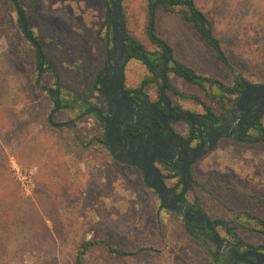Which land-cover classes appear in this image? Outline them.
I'll return each instance as SVG.
<instances>
[{
    "label": "rangeland",
    "instance_id": "rangeland-1",
    "mask_svg": "<svg viewBox=\"0 0 264 264\" xmlns=\"http://www.w3.org/2000/svg\"><path fill=\"white\" fill-rule=\"evenodd\" d=\"M20 2L47 59L56 67L62 96L68 102L77 96L91 99L92 82L108 49L106 0ZM197 4L211 19L213 35L220 40L230 67L237 68L250 82L264 83V0H197ZM123 10L128 33L150 46L148 1L123 0ZM176 41L183 46L177 54L186 63L199 71L214 70L210 77L228 85L234 82L232 71L214 50L208 48L203 57L197 54L188 60L184 47L197 53L192 41L185 32L179 33ZM2 52L11 56V61H6L11 85H2L1 89L7 87L12 93L0 97V145L7 152L9 175L19 187L20 201L24 200L27 207L25 223L12 218L11 223L16 225L5 237L7 246L0 256L6 257L3 264H76L83 241L103 239L116 249L142 251L122 255L98 243L86 253L84 264H216L212 259L214 246L190 235L180 215L162 208L136 168L115 161L96 139L87 144L102 132L92 122V115L70 123L66 121L80 116V111L61 108L55 119L66 123L49 124L55 100L36 87V52L19 24L12 0H0ZM128 68L136 71L137 63L130 62ZM41 78L45 85L56 88L53 73ZM178 88L200 97L216 114L220 113L218 101L210 96L221 95L217 86L202 89L184 82ZM261 124L264 127V116ZM198 169L201 181L207 183L206 191L213 193L210 198L198 189L213 216L235 219L223 209L217 187L206 179L211 173L221 181L256 189L264 196L263 142H222ZM3 186L12 191L8 185ZM229 196L224 198L225 203L240 208L241 199ZM255 204L256 214H264V206ZM242 222L257 226L254 220L244 218ZM240 233L252 244L264 243V235L259 232L245 229ZM3 234L0 230L2 244Z\"/></svg>",
    "mask_w": 264,
    "mask_h": 264
},
{
    "label": "flooded vegetation",
    "instance_id": "flooded-vegetation-1",
    "mask_svg": "<svg viewBox=\"0 0 264 264\" xmlns=\"http://www.w3.org/2000/svg\"><path fill=\"white\" fill-rule=\"evenodd\" d=\"M158 7H162V6H159L158 4L157 8ZM150 23L151 20L149 19L148 34L151 41L150 46L147 47L146 44L143 43L141 40H138V42H141L144 45L143 48L138 43H135L129 49L127 48L126 45V50L129 58L125 66L124 89L126 95L132 101L135 102V105L132 106V116L135 117V118L133 117V119L141 123V124H134V123L129 124V130L134 136V138L141 139L144 137V133H145L144 126L146 125L148 129H150L152 132L157 131L162 137L167 138V133L165 130L170 127L172 129V132L176 135V137L178 136L179 138H181V141L180 142L177 141L173 145L174 151L170 154L172 160L169 161L158 160L156 162V165L163 174L166 185L170 189H173L175 191V194L168 195L169 200H176L178 201V203L190 204L195 209L208 213L212 220L226 222L224 224H219L217 226V230L222 238L227 239L240 251H246L255 248L257 251L264 254V243L252 244L249 241H247L240 233L241 230L248 229L249 231L259 232L260 234L264 235V232H262L264 228L261 225V223H259L260 219H264V214H256L255 211L256 210L255 203L258 202V204L264 206V196L258 195L256 189L247 188V187L239 188L236 185L230 183L229 180L221 181L213 173L206 175L207 176L206 179H210V181L213 182V185H215L218 191L220 192L223 200L222 202L223 209L228 210L235 217V219L233 220H228L224 216H219V217L213 216L212 213L203 204L207 202V200H205L206 199L205 195H202L201 192L198 190L200 189L201 191H206L208 187L206 181L202 182L200 177L198 176V171H199L198 166L203 159L209 157L215 150H217L222 142L227 141V142H236L240 144H253V143L238 141L234 138H222L218 141L216 147L211 149L203 157L198 158L195 162H192L189 166V169L184 170L182 166L184 165L185 162L189 161L191 151L207 141L208 139L207 135L213 128H216L218 125L224 123V121L226 120L227 112L225 113L224 117H221L215 112L209 111L207 108V104L203 99L198 100L191 97V96L195 97V95H191L190 97L177 95L172 89L168 87L169 83L177 87L175 84L176 82L175 79L177 75L173 71V57H175L174 49L172 45L165 38L157 34L155 27L153 33L151 34ZM154 33L160 38L159 40H156L154 38ZM200 37L202 40H204L205 43L210 45L205 40V38H203L201 35ZM110 43L108 45L104 65L107 61L108 54L110 52V48H111ZM126 44H127V40H126ZM210 46L213 47L212 45ZM139 48L145 51L146 55L151 60L153 67L148 65L140 57ZM134 53H137V55L135 56ZM130 62L137 63L136 71L130 72L128 68ZM166 64H168L166 70L168 81L165 88V93L162 94L161 88L163 84V72L165 70ZM54 66L55 65L53 63L45 62L44 68L47 70L43 74L51 72L55 75L53 71ZM102 68L99 70V73L97 74L95 81L92 82L91 99L81 98L77 96L67 104L68 101L62 96V92H61V96L63 99L62 103L67 105L65 106V108H74V109L77 108L80 111L79 113L80 115L82 113H85L84 116L92 115V122L98 124L99 127H101L105 133V123L99 117V112L96 109V107H101L104 113L106 112L107 109V100L101 91ZM62 87L63 85L61 84V89ZM49 95H51L54 99L55 96L54 89H53V94H49ZM76 99L78 101H76ZM91 106L92 109L90 108ZM187 111H191L192 113L195 114L193 119H184L180 117V114L182 112H187ZM252 112L251 114H249V116L246 119L248 122L251 121ZM258 120L250 128H248L246 133L243 135V138H246L247 135L260 136L263 134L264 127L261 123H259ZM125 123H126L125 120H123L121 123L122 128L126 127ZM122 139L125 141L129 140L126 136H123ZM261 142L264 143V140L258 143ZM107 150H109V147ZM122 165H126V164H122ZM131 167L136 168L141 173L144 181L143 172L135 166H131ZM188 172L191 173V178L189 181H188ZM186 184H187V188L182 194V196H180V193H182ZM148 188L154 191V193L156 194L157 198L161 203V207L168 209L165 205L163 206L162 204L163 200L161 195L158 192H156L154 189L150 187ZM208 191L209 192L206 191L205 193H208L207 195L210 198L213 197L211 195L213 193H211L209 189ZM227 194H231V196L227 198L241 199V201L238 202L240 203L241 207L236 208L227 205L224 201V198L227 196ZM170 211L174 212L172 210ZM244 218L249 220V222L251 220H254L257 226L255 227L247 226L245 223L242 222V219ZM183 220L185 223L186 230H188V227L191 228L192 230L189 232L187 231L190 235L201 239L202 242L207 246H210V244L214 246L215 249L212 252V259L214 263L248 264L242 261H238L235 263L229 254L223 252L218 254L217 257L214 258L216 246L209 239V236L211 235L210 231L208 229H205L201 225H197L195 222L188 223L185 219Z\"/></svg>",
    "mask_w": 264,
    "mask_h": 264
},
{
    "label": "water",
    "instance_id": "water-1",
    "mask_svg": "<svg viewBox=\"0 0 264 264\" xmlns=\"http://www.w3.org/2000/svg\"><path fill=\"white\" fill-rule=\"evenodd\" d=\"M12 1L20 18L24 34L30 42L33 43L38 52L39 65L36 84L47 93L53 94L52 88L45 85L41 78L43 73L47 70L44 68V60L46 57L43 47L30 29L27 13L20 0ZM159 2L160 0H155L152 4L154 17L151 19L150 23L151 34L154 31L155 12ZM108 20L110 22V29L107 45L111 42V48L107 61L101 70V91L107 100V109L105 113L101 107H96V109L99 112V117L105 123V136L113 158L122 164L135 166L140 169L144 175L145 185L154 189L161 195L163 206L165 205L168 209L178 213L188 223L195 222L197 225H201L205 229H208L211 234L209 239L216 246L214 258L223 252L229 254L235 263L242 261L248 264H264V254L260 253L255 248L240 251L227 239L221 237L217 230V226L226 222L214 221L208 213L197 210L190 204L178 203L176 200H169L168 195L175 194V191L166 185L163 174L156 165V162L158 160H172L170 154L174 151L173 145L177 141L180 142L181 138L178 136L176 137L170 127L165 130L167 138L162 137L157 131L152 132L146 125L144 126V137L141 139L134 138L130 132L129 124L141 123L133 119L132 106L135 105V102L126 95L124 89L125 66L129 56L126 50L125 36L127 25L123 10V0H111V5L108 10ZM206 37L210 39L213 38L210 35H206ZM139 55L148 65L153 67L151 60L141 48H139ZM220 56L221 58H225L222 51L220 52ZM167 67L168 64H166L163 72L162 94L165 93L168 81L166 75ZM230 69L237 77H239L244 88L239 94L237 100L227 111L224 123L213 128L207 135V141L191 151L189 161L185 162L182 166L184 170L189 169L192 162H195L198 158L203 157L211 149L216 147L218 141L222 138H234L238 141H245L253 144L264 140V132L260 136L247 135L246 138H243V135L248 128L264 115V83L250 82L237 68L231 66ZM53 71L55 72V67H53ZM55 77L57 80L54 96L56 106L50 111L48 120L55 126H62L66 122H54L53 120L54 114L62 108L63 101L61 96V84L59 83V78L56 72ZM90 108L92 109V106ZM251 112V121L248 122L246 119ZM84 115L85 113H82L80 116L71 119L69 122L73 123ZM194 116L195 114L191 111L182 112L180 114V117L184 119H193ZM123 120L126 122L125 128L121 127ZM123 136H126L129 140H123ZM190 178L191 173L188 172V181ZM186 188L187 184L182 193H180V196H182Z\"/></svg>",
    "mask_w": 264,
    "mask_h": 264
},
{
    "label": "trees",
    "instance_id": "trees-1",
    "mask_svg": "<svg viewBox=\"0 0 264 264\" xmlns=\"http://www.w3.org/2000/svg\"><path fill=\"white\" fill-rule=\"evenodd\" d=\"M150 11H149V19L151 20L154 17L153 11H152V4L155 0H147ZM106 3L110 7V0H106ZM159 6H162L165 8L167 11L170 13H176L182 16V18L190 25H192L196 31L199 32V34L205 38V40L214 47L216 50L219 58L224 62V64L230 69V62L226 56V54L223 52L222 47H221V42L220 40L213 35V27H212V22L211 19L198 7L196 0H160ZM19 24L21 26V21L18 16ZM106 23L110 27V22L108 18L106 19ZM22 28V27H21ZM31 29V28H30ZM32 30V29H31ZM33 31V30H32ZM34 36L36 39L40 41V37L33 31ZM109 35V34H108ZM206 35H210L213 38L210 39L206 37ZM26 36V35H25ZM27 37V36H26ZM127 40V48H131L135 43H138L142 48L144 45L141 42H138L137 39H135L133 36H131L128 32H126L125 36ZM154 38L156 40H159L160 38L154 33ZM28 39V38H27ZM29 40V39H28ZM30 42V40H29ZM32 46L33 43L30 42ZM35 52H36V63H37V71H38V65H39V57H38V52L36 47L34 46ZM224 53L225 58H221L220 52ZM3 53V52H2ZM0 53V97L2 96H8L10 93H12L7 87L4 89H1V86L3 85H11V80H10V75H9V66L6 65V61H11V56L8 54L5 56V53ZM136 56L137 53H134ZM47 58L44 60L45 62L52 63L49 61ZM231 70V69H230ZM173 71L175 74L185 81L186 83H189L191 85H198L202 88H205L206 85H215L217 86L219 93H221V96H218L216 94H211V98L215 101H218V104L220 105V113L218 114L221 117L225 116V113L230 109L232 104L237 100L239 94L242 92L244 86L239 80V77H237L233 71V76H234V82L231 85L226 84L223 80H220L215 77H210V76H205L202 74H199L193 67L189 66L187 63L173 57ZM36 87L41 89L40 87ZM168 87L172 89L177 95H182V96H188L190 97L191 95H188L186 92H182L179 88L173 86L172 84L169 83ZM52 90L55 88L51 87ZM43 90V89H42ZM187 94V95H186ZM50 99L54 100L51 95H47ZM195 99L200 100L201 98L196 96H191ZM56 105V102H54ZM69 102H67L68 104ZM67 106L66 104L62 103V107L65 108ZM207 108L209 111H213V109L207 105ZM56 113L53 116L54 122H57L55 119ZM264 115L260 117L258 120L259 123H261V120ZM49 122V120H48ZM49 124L53 125L52 123L49 122ZM54 126V125H53ZM260 130V128H259ZM97 140L99 143H101L106 149L107 147V140L105 137L104 130L102 129V132L93 137L87 144H90L94 140ZM112 155V154H111ZM7 152L2 146L0 145V230H3V244L1 243V237H0V256L4 252L7 246V241L5 237H8L7 234H10L14 228V224H12V218L15 217L18 219V222L21 221V223H25L27 220L26 217V202L24 200L20 201V195H19V187L17 183L10 178L9 175V166L7 164ZM114 159V158H113ZM115 160V159H114ZM116 161V160H115ZM118 162V161H117ZM120 163V162H118ZM11 184V185H10ZM3 185H10L8 188L12 189V191H7V187ZM6 189V190H5ZM11 195V196H10ZM13 210H17V213H14ZM40 218V216H37ZM259 223L264 228V219H260ZM188 232L192 231L191 228L188 227ZM264 232V229L262 230ZM195 233V230H194ZM101 243L104 244L105 246H108L111 250L122 254V255H127V254H139L141 253L142 249H135L133 251H123L120 249H116L112 246L109 245V243L103 239L99 241L95 240H86L83 241L80 245V248L76 254V264H84L83 259L86 253L90 250H92V246ZM1 261L3 260L4 262H0V264H3L6 262V257L3 259H0Z\"/></svg>",
    "mask_w": 264,
    "mask_h": 264
},
{
    "label": "crops",
    "instance_id": "crops-1",
    "mask_svg": "<svg viewBox=\"0 0 264 264\" xmlns=\"http://www.w3.org/2000/svg\"><path fill=\"white\" fill-rule=\"evenodd\" d=\"M196 3H197V0H196ZM26 13H27V11H26ZM148 20L149 19H148V14H147V22H148ZM146 25H147V23H146ZM155 28H156L157 34L160 35L161 37L165 38L172 45V47L174 49L175 57L177 59L183 61V62H185V61L182 58H180L178 56V54H177L178 50L181 49V48H183V46L179 45L177 43V41H176L179 33L181 34V32H185V34H187L188 39L190 41H192V47H193L194 51L197 52V53L193 54V51H191V49L189 48V46L184 47L185 52H186L185 55H186L187 59L188 58H192L193 55H195V57H196L197 54L198 55H201L203 57L204 54L207 53L206 50L208 48H211L212 50H214L216 52V50L214 48L210 47V45H208L207 43L204 42V40L201 39L200 34H198V32L196 31V29L192 25L188 24L182 18L181 15L176 14V13H170L169 11H167L163 7H158L156 9V12H155ZM133 37H135V36L133 35ZM175 38H176V40H175ZM43 51H44V48H43ZM44 54H45V52H44ZM216 54H217V52H216ZM45 57H46V55H45ZM103 66H104V63L101 64V68ZM189 66H191V65H189ZM191 67H193V66H191ZM194 69L199 74H202V75H205V76H210V73L211 72L212 73L215 72L214 70L213 71H201V70L199 71L196 68H194ZM55 72H56V67H55ZM176 79H177L176 85L178 87H182V84H184L185 81L180 80L177 77H176Z\"/></svg>",
    "mask_w": 264,
    "mask_h": 264
}]
</instances>
